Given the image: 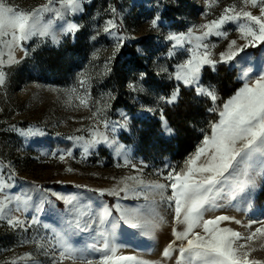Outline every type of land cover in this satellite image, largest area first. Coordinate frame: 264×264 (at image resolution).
<instances>
[{
    "label": "rangeland",
    "instance_id": "374dc122",
    "mask_svg": "<svg viewBox=\"0 0 264 264\" xmlns=\"http://www.w3.org/2000/svg\"><path fill=\"white\" fill-rule=\"evenodd\" d=\"M9 2L25 12L47 6L48 10L40 15L49 35L24 42L23 49L14 48L10 62L9 49L0 46L5 61L0 71L6 81L0 87V172L5 174L0 178L14 171V191L29 192L30 186L36 185L76 196L92 213H99L107 206L115 217L113 206L117 203L146 215L154 213L162 220L147 236L119 223L115 229V243L119 246L116 255L136 256L149 264H176L178 252H170L171 259L162 255L173 239L172 228L183 230L182 224L173 223L174 207L151 193L147 199L144 195L118 199L114 195L100 196L98 190L108 193L123 188L125 183L139 187L129 177L142 181L145 191L148 185L167 183L163 176L167 175L169 166L178 171L182 169L203 137L211 134L210 124L219 119L218 110L223 104L219 102L218 85L211 81L219 68L232 71L234 82L241 83L229 99L246 82L264 75V43L257 41L254 46L249 45L242 37L239 25L245 20L227 22L221 29L226 36L213 34L203 40L196 39L204 31L202 25L219 18L224 8L233 4L239 10L243 7L241 0H83V10L75 14L62 8L60 0H52L51 4L49 0ZM244 10L260 15L259 9L250 5ZM156 16L160 17L159 26L153 28L151 21ZM110 20L116 27L106 32L104 29ZM68 23L77 24L79 30L62 31ZM170 35L182 36L181 46L174 47L176 41L169 40ZM233 40L236 45L230 49ZM202 44L207 49L199 46ZM241 46L243 50L232 60H220L221 53ZM205 51L210 59L219 62L214 67L208 64L201 67L198 87L177 81L175 76L182 72V65L193 57L198 59ZM130 84L143 90L133 91ZM198 88L214 90L215 103L207 96L198 95ZM182 91L197 103L202 114L190 121L195 133L193 150L178 158L171 149L176 145L177 130L167 111L173 113L181 102ZM173 95H177L173 104L160 99ZM148 108L153 111H147ZM13 126L39 129L43 135L22 137ZM104 137L107 143L103 142ZM96 139L101 142L85 153L87 143ZM61 155L63 160L59 158ZM125 157L130 165H125ZM253 179L254 186L246 193L234 200L223 199L222 206L206 213L204 219L219 215L234 217L241 224L223 221L218 223V228H229L244 235L260 227L254 221L264 220V174ZM170 194L168 189L166 195ZM123 195L121 192L120 196ZM39 196L40 193H34V201L38 202ZM51 199L53 203L46 204L42 213H36L35 208L16 213L27 224L33 216L39 219L40 223L28 227L27 231L13 229L0 220V264L13 261L52 264L54 236L65 229V206L63 201ZM45 224L48 229L43 227ZM249 224L251 228L245 227ZM101 230L107 232V226L95 232H78L70 237V242L79 249L100 247ZM194 231L203 235L202 228ZM250 244L256 250L249 259L264 264V236L257 235ZM93 255L98 257L99 253ZM63 264L72 262L64 260Z\"/></svg>",
    "mask_w": 264,
    "mask_h": 264
},
{
    "label": "snow or ice",
    "instance_id": "6c2138e0",
    "mask_svg": "<svg viewBox=\"0 0 264 264\" xmlns=\"http://www.w3.org/2000/svg\"><path fill=\"white\" fill-rule=\"evenodd\" d=\"M82 2L83 0H60L62 8L72 14L83 10ZM51 3L52 0H49V4ZM241 4L243 7L239 10L235 4L224 8L219 18L202 25L204 31L196 39L203 40L205 36L213 34L226 36L227 33L221 31L223 26L227 22H239L243 19L246 22L239 25L242 37L248 40L249 45L254 46L257 41L264 43V0H241ZM249 5L258 8L260 15H253L252 12L244 10ZM47 10V6H44L25 12L12 6L9 0H0V46L9 49V62L13 59L14 48L23 49L24 42L37 36L49 35V29L43 25L40 15ZM112 12L115 13L116 9L113 8ZM159 22L160 17L156 16L152 19L151 26L156 28ZM107 23L108 27L104 29L106 32L116 27L114 21L110 20ZM78 30L79 26L74 23H68L65 29H62L66 33ZM168 38L176 41L174 47L181 46L182 36L170 35ZM235 45L236 41L233 40L229 48L233 49ZM199 46L205 49L208 47L203 44ZM119 47L118 44L117 50ZM242 50L243 46L236 48L235 51L221 53L220 60H232ZM218 62L210 59L209 53L205 51L198 59L193 57L182 65L183 70L177 73L175 79L182 81L185 86L196 84L198 87L201 67L205 64L214 67ZM4 63L3 55L0 54V69ZM247 75L245 72L246 78ZM5 82V74L0 71V87H3ZM83 83L81 81L82 85ZM129 87L133 91L143 90L135 84H130ZM197 94L207 96L213 103L217 100L215 91L211 89L198 88ZM160 99L173 104L177 95ZM146 110L153 111L152 108ZM218 115V121L211 124V134L203 137L201 145L185 161L183 168L178 171L169 166L167 175L163 176L167 183L148 185L145 191L142 181L136 177H129L128 179L135 181L139 187L125 183L119 190L113 189L108 193L98 190V194L114 195L118 199L144 195L147 199V195L151 193L159 195L161 202H167L169 207H174L173 223L182 224L183 230L178 231L175 226L172 228L173 239L164 248L162 255L165 259H171L170 252H178L176 264H261L260 261L249 259L251 253L256 250L250 242L257 235L264 236V220L254 221L260 227L244 235L229 228H218V223L223 221L241 224V221L235 220L234 217L227 215H219L214 219L204 217L206 213L221 207L223 199L230 197L234 200L246 193L254 186L253 177L264 174V75L246 82L235 96L223 104V108L218 110ZM104 126H108L106 121ZM13 127L22 137L43 135L39 129ZM166 131L171 132L170 129ZM75 139L83 140V137ZM99 142H101L99 139L89 141L84 147V152H89L90 148ZM103 142H108L107 137H104ZM59 158L63 160L64 156L61 155ZM124 163L130 165L131 162L125 157ZM4 176L5 174L0 172V177ZM14 176L13 171L9 172L6 178H0V220L6 221L9 227L27 231L28 227L39 224V219L33 216L31 223L27 224L16 216V213H26L33 208L36 213H42L46 204L53 203L52 197L64 203L65 229L63 233H56L54 236L52 264H63L64 260H70L72 264H149L148 261L138 259L136 256L116 255L119 246L115 243V229L119 223H123L128 228L138 231L140 235L147 236L162 220L156 214L146 215L138 209L122 208L119 203L113 206L117 213L115 217L113 210L107 206L99 213H92L88 210V205L82 204L78 197L62 195L51 189L32 185L29 192H16ZM168 189H171L170 195H166ZM121 192L124 193L122 197ZM34 193H40L38 202L33 199ZM104 226H107V232L104 230L99 232L103 237L100 247L92 245L90 248L79 249L70 242V237L78 232H95L97 228L102 229ZM43 227L49 228L47 224ZM245 227L251 228V225ZM197 228H202L203 235L194 231ZM33 243L38 244L37 241ZM93 253H99V256H94ZM12 264L16 262L13 261Z\"/></svg>",
    "mask_w": 264,
    "mask_h": 264
},
{
    "label": "trees",
    "instance_id": "16d2710c",
    "mask_svg": "<svg viewBox=\"0 0 264 264\" xmlns=\"http://www.w3.org/2000/svg\"><path fill=\"white\" fill-rule=\"evenodd\" d=\"M223 69L224 68L220 67L216 74V78L211 79L213 83L218 85L219 102L221 105L224 104L241 85L240 82H234V73L232 71L228 72ZM189 93H192V91H189ZM181 97V102L178 106H175L172 111L173 113L171 114V112L167 111L170 114L168 118L171 124L177 130V138L175 139L176 145L174 147L171 146V149L175 150L173 156L178 158L193 150L195 133L190 126V121H195L202 114V109L195 101L188 99L190 96H188L186 92L182 91ZM109 202L111 203V201Z\"/></svg>",
    "mask_w": 264,
    "mask_h": 264
}]
</instances>
